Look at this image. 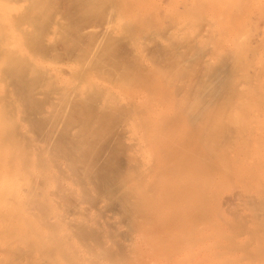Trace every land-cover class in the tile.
Returning a JSON list of instances; mask_svg holds the SVG:
<instances>
[{
  "label": "bare ground",
  "instance_id": "6f19581e",
  "mask_svg": "<svg viewBox=\"0 0 264 264\" xmlns=\"http://www.w3.org/2000/svg\"><path fill=\"white\" fill-rule=\"evenodd\" d=\"M0 264H264V8L0 0Z\"/></svg>",
  "mask_w": 264,
  "mask_h": 264
},
{
  "label": "rangeland",
  "instance_id": "374dc122",
  "mask_svg": "<svg viewBox=\"0 0 264 264\" xmlns=\"http://www.w3.org/2000/svg\"><path fill=\"white\" fill-rule=\"evenodd\" d=\"M173 6L211 8L257 9L264 8V0H166Z\"/></svg>",
  "mask_w": 264,
  "mask_h": 264
}]
</instances>
